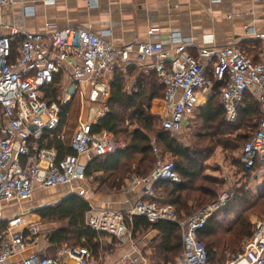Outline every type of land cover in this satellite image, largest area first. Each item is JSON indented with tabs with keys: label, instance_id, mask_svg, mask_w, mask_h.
<instances>
[{
	"label": "built area",
	"instance_id": "obj_1",
	"mask_svg": "<svg viewBox=\"0 0 264 264\" xmlns=\"http://www.w3.org/2000/svg\"><path fill=\"white\" fill-rule=\"evenodd\" d=\"M10 5L11 0H0V226L4 227L0 231V264H9L12 257L25 252L29 239H36L41 231L39 224L24 221L25 214L3 217V203L29 202L35 190L59 186L86 200L90 179L85 176L86 166L80 158L103 160L124 149L125 145L111 133L93 130L99 119L112 112L108 101L116 70L149 64L164 89L162 108L156 115L162 130L172 134L184 130L194 112L204 107L203 99L210 98L214 82L221 85L218 100L231 126L237 121L245 94L252 92L259 103L261 119L241 149L240 162L244 172L252 173L253 181L261 177L264 61L253 62L233 42L221 48H195L192 55L188 50L195 47L192 40L177 34L169 36L172 48L166 49L155 41L156 29L148 31L147 43L124 46H115L108 40L109 30L94 33L77 26H46L41 32L29 33L7 23L5 13ZM250 33L263 42L264 57V34L253 30ZM74 99L83 102L81 115L84 105L88 114L86 119L81 116L78 120L70 139L68 148L72 153L59 157L50 143H65L62 117L67 111L64 116L62 113ZM151 144L157 154L155 140ZM160 181L179 183L172 161L158 158L148 177L130 180L131 190L144 187L143 198L135 202L131 211L123 213L111 206L92 208L85 215L84 226L110 240L131 243L134 217L145 218L150 224L171 222L179 227L182 239V254L175 264H210L198 232L233 194L224 193L207 208L179 221L173 208L147 200L157 198L152 187ZM98 262L88 248L62 245L53 257L33 253L14 264ZM226 264H264V217L253 223L242 252Z\"/></svg>",
	"mask_w": 264,
	"mask_h": 264
},
{
	"label": "trees",
	"instance_id": "obj_2",
	"mask_svg": "<svg viewBox=\"0 0 264 264\" xmlns=\"http://www.w3.org/2000/svg\"><path fill=\"white\" fill-rule=\"evenodd\" d=\"M127 76L135 77L136 91L130 93L125 91ZM110 87L108 105L113 111L99 119L93 130H105L115 137L126 134L124 138L128 142L123 150L105 160L93 159L87 164L85 169L87 178L95 173L99 174L93 178L97 184L96 193L115 195L121 191L125 179L131 176L145 178L150 175L156 164L149 136L152 133L155 136L156 149L158 146L162 147L174 158L172 162L180 181L179 183L160 181L154 184L152 189L155 195H163L165 199L150 200L158 206L173 208L176 216L182 221L206 208L212 200L215 201L216 190L203 183L217 185L219 180L203 175L202 161L215 147H221L226 154H233L242 149L253 135L252 132L245 130L248 127L257 129L261 119V110L255 95L250 91L245 94L239 105L237 121L231 126L226 123L224 109L218 100L221 85L214 82L213 94L208 100L207 109L199 114L205 134L192 147H184L173 138L174 134L163 131L162 128L155 129V121H160V118L150 112V106L154 99L163 98L164 89L159 86L154 71L144 74L134 66L126 70H116ZM66 111L67 109L63 110V116ZM126 123L135 124L136 128L129 132L124 127ZM50 146L58 151L59 157L72 153L66 142L53 141ZM237 164L240 165L239 162ZM241 172L252 174L250 171ZM90 209V204L83 198L69 195L54 205L35 210L34 214L42 221L63 223L62 227L48 234L51 245L57 248L66 244L88 248L96 255L102 245L100 239L106 235L84 226L85 215ZM249 210H253L258 216L264 215V178L255 195L244 188L237 189L228 203L215 212L198 232V239L207 250L210 264H225L227 255L231 258L242 252L245 241L252 233L253 226L248 216H245ZM3 229L4 227L0 226V231ZM132 229L133 234L137 236L148 232L157 233L151 249L153 257L155 255L160 263L175 264L181 256L182 239L176 224L166 221L150 224L145 218L134 217Z\"/></svg>",
	"mask_w": 264,
	"mask_h": 264
},
{
	"label": "crops",
	"instance_id": "obj_3",
	"mask_svg": "<svg viewBox=\"0 0 264 264\" xmlns=\"http://www.w3.org/2000/svg\"><path fill=\"white\" fill-rule=\"evenodd\" d=\"M5 19L9 25L29 33L41 32L46 26H77L94 33L109 30L111 35L108 40L115 46L147 43L148 31L156 29L158 39L155 41H160L166 49L172 48L169 36L177 34L192 40L195 47L188 49L192 55L195 54V48H221L233 42L253 62L264 61L261 51L263 42L250 33L253 30L255 33L264 34V0H11ZM148 65L134 67L146 74L151 71ZM134 80L135 77H126L127 93L136 91ZM203 102L205 105L202 110H205L208 101ZM161 108V99H154L150 112L156 114ZM97 175L99 174L95 173L89 177L90 181L86 184L90 191L87 201L84 200L90 204L91 209L111 206L117 211L129 212L135 202L143 198V186L130 189V180L135 176L125 179L121 191L115 195L96 193L97 186L93 178ZM263 178L262 173L254 183H262ZM69 195L73 194L67 190L66 196ZM155 196L157 198L154 199H160ZM150 199L147 200L151 201ZM39 219L33 214L30 218H24V221L39 224L41 230ZM156 235V232L152 233L151 238ZM107 239L108 236H104L100 243ZM27 244L26 251L12 257L9 264L33 253L53 257L62 247L51 245L48 235L30 238ZM113 247L115 249L112 252V248L102 249L101 245L98 253L94 255L99 259L98 264H155L152 260L150 262L144 259L149 251L142 254V249L130 242L117 243Z\"/></svg>",
	"mask_w": 264,
	"mask_h": 264
},
{
	"label": "rangeland",
	"instance_id": "obj_4",
	"mask_svg": "<svg viewBox=\"0 0 264 264\" xmlns=\"http://www.w3.org/2000/svg\"><path fill=\"white\" fill-rule=\"evenodd\" d=\"M213 92L210 93L212 96ZM88 95V93H86ZM204 100V99H203ZM82 103L78 99H74L73 102L68 106L67 113L65 115L64 121L62 122L63 129L65 131V142L69 144L70 139L72 138L74 130L78 127V120L81 118L86 119L87 117V108L86 105H84L83 109V114L81 107ZM113 111V109H112ZM151 111V110H150ZM203 110H196L193 114V117L190 121V123L187 125V127L178 132L174 133L173 138L176 139V141L184 147H192L194 143L198 142L200 139L203 138L204 136V130H202V122L200 120V112ZM155 117L159 118L155 113H152ZM124 127L128 129L130 132L134 128H136V125H128V123L124 124ZM155 129L160 130L161 129V122L156 120L155 121ZM256 128H251L248 127L245 132H252L253 134L255 132ZM126 134L120 135L118 137L113 136V138L117 141L122 142L124 145L128 142L125 140ZM151 140H155L154 134L150 133L149 134ZM158 149V150H157ZM157 154H155L156 160L158 158L165 160V161H174V158L171 157V155L166 152L162 147L157 148ZM241 149L237 150L233 154H226L222 151L221 147H215L212 152L202 161L203 165V175L209 176L211 178L219 180V183L217 185H210V184H205L206 186L213 187L216 190V197L215 201L219 200V198L222 196L224 193L228 194H235V191L239 188H244L247 191H250L253 195L256 194V191L258 189V186H260V182H255L252 179V174L248 173H243L242 167H240L241 162ZM203 160V159H201ZM239 162V166L237 164ZM80 163L86 165L88 163V159L85 157L80 158ZM241 169V170H240ZM264 175V172H263ZM256 179V178H255ZM109 185V184H107ZM94 186V185H93ZM97 186V184H95ZM148 187L150 185H147ZM67 194L66 187H56V188H50V189H38L35 190L32 194V198L29 202L25 203H17L15 201L10 202V203H3L1 205L3 209V217L5 218H10L14 215H24V218H30L35 212V209L37 210L39 207L44 206V205H54L60 201V199L65 197ZM159 198L162 200L165 199V197L159 196ZM89 200V199H88ZM213 201V200H212ZM207 205L210 206L213 201ZM206 207V208H207ZM205 209V208H204ZM36 215V214H35ZM37 216V215H36ZM245 216H248V219L250 223L253 226V223L264 217L258 216L254 213L253 210H249L246 212ZM38 217V216H37ZM178 218V216H177ZM179 221H182L178 218ZM219 220H222V217L219 218ZM184 221V220H183ZM40 226H41V232L40 236H47L50 232L55 231L59 229L60 227L63 226V223L60 221H42L39 219ZM154 232H148L145 235H134L132 236V242L130 244H134L135 246L139 247L142 249V254L143 252L149 251V254L147 256L145 255L144 259L148 260L151 262V260L155 264H162L160 263L159 260H157L156 256L154 255L153 257V250L151 249V244L154 239L151 238V234ZM117 240L116 239H107L104 240L102 244V249L105 248H112V252L114 251V245H116ZM244 242L242 243L243 246ZM67 245V244H66ZM69 245V244H68ZM152 250V251H151ZM105 251V250H103ZM101 255V253L99 254ZM100 257V256H99ZM230 257L227 255V261L229 260ZM98 259V258H97ZM99 260V259H98ZM226 261V262H227ZM176 263V261H175ZM151 264V263H150ZM226 264V263H225Z\"/></svg>",
	"mask_w": 264,
	"mask_h": 264
},
{
	"label": "water",
	"instance_id": "obj_5",
	"mask_svg": "<svg viewBox=\"0 0 264 264\" xmlns=\"http://www.w3.org/2000/svg\"><path fill=\"white\" fill-rule=\"evenodd\" d=\"M64 198H65V197H64ZM64 198H62L61 200H63ZM61 200H60V201H61ZM47 206H51V205H44V206L39 207L38 209L43 208V207H47Z\"/></svg>",
	"mask_w": 264,
	"mask_h": 264
}]
</instances>
